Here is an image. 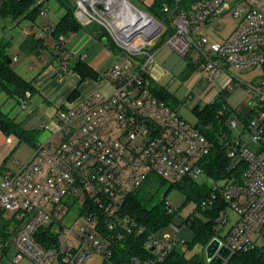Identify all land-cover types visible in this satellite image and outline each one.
<instances>
[{"label": "built area", "instance_id": "2783aa9c", "mask_svg": "<svg viewBox=\"0 0 264 264\" xmlns=\"http://www.w3.org/2000/svg\"><path fill=\"white\" fill-rule=\"evenodd\" d=\"M73 2L78 22L98 24L123 61L104 76L112 86L111 94L67 103L58 110L55 134L36 144L29 162L0 169V215L7 223L0 241V264H89L95 255L112 264V247L126 234L145 231L123 214L129 193L152 176L172 183L198 182L201 177L209 181L203 167L210 153L208 139L180 115L179 107L161 100L154 89L158 84L153 77L155 58L163 46L185 58L193 71L203 73L222 91L231 92L241 81L232 69L258 72L252 83L241 81L248 93V111L243 116L247 137H234L228 149L234 167L245 164L241 182L210 180L214 193L202 206L211 207L218 193L227 202L214 219L213 239L232 255L264 243V0H198L187 8L182 0H172L176 9L169 35L167 24L129 0ZM131 8L146 14L152 24L137 20ZM163 12L174 13L168 3ZM41 15L46 16L47 10ZM227 16L237 20L236 27L227 37L214 40L210 32L219 31V22ZM52 33L49 25L38 37ZM26 34L32 35L28 30ZM72 37H61L57 43L64 53L65 71L72 57L87 59L86 54L73 56L67 51ZM229 120L230 129H237L236 117ZM167 207L170 213L176 212L169 203ZM230 209L239 219L224 231ZM8 210L13 213L11 221L4 216ZM42 229L46 232L39 235ZM184 243L178 237L153 234L146 243L153 258L132 257L122 264H159Z\"/></svg>", "mask_w": 264, "mask_h": 264}, {"label": "trees", "instance_id": "16d2710c", "mask_svg": "<svg viewBox=\"0 0 264 264\" xmlns=\"http://www.w3.org/2000/svg\"><path fill=\"white\" fill-rule=\"evenodd\" d=\"M0 20L10 18L13 22L19 20H28L32 24H36L38 17L44 9L47 0H1ZM61 7L65 9V14L59 22L53 26L51 37H37L35 34L29 35L21 46V51L28 55H39L44 49L48 48L46 43L48 38L52 39L55 51L58 49L57 43L61 37H71L80 31H86L98 40L105 41V46L117 52V47L108 34L98 25L90 24L82 26L75 16V4L73 0H57ZM198 0H182L183 7H189L190 4ZM165 3L171 5L173 14L169 15L163 12ZM176 6L172 0H152L150 6H146V12L159 21H163L169 27V35L172 32L171 22L175 15ZM166 36L156 47L163 45ZM12 48L11 41L4 38L0 39V93L6 94L10 99H14L17 103L30 99L38 93L33 81H28L22 77L7 61L13 59L10 55ZM56 52L54 53V55ZM61 57V55H58ZM72 69L80 77V83L87 79L102 81L104 77L92 68L85 60L74 58ZM62 62V60H61ZM192 72V66L188 64ZM69 70V67H68ZM154 89L157 96L165 101L168 105L178 108L179 100L175 95L168 91L164 86L155 84ZM231 92L221 91L217 95V99L203 107H196L194 114L197 119L196 128L208 139L210 143V153L203 161V167L206 178L210 181H225L238 185L245 171V164L239 163L235 167L232 160L228 156L229 143L233 139V132L229 127V119L234 110L229 106L227 100L230 98ZM80 96L79 87L75 88L69 95L68 100H75ZM244 122L246 120L244 119ZM0 132L8 138L14 136L19 143H26L33 147L36 146L42 134L41 130H26L22 123L17 122L9 114L5 113L0 107ZM4 167L1 166L0 169ZM166 188L161 200H157L160 191ZM181 190L186 196L187 202L196 205L195 212L187 217L184 224L188 225L193 231L194 238L189 244V250L195 245L201 244L206 246L215 237L214 219L222 210L227 208V202L221 194H217V199L213 205L203 208L213 196V188L207 183H199L194 180L185 179L177 183H168V181L159 177H151L141 188L128 194L125 198L123 214L135 221L138 225L145 228L144 233L140 235H125L123 240L112 247L113 257L110 259L112 264H122L131 260L132 257L150 259L154 257V253L146 248L149 236L160 235L163 230L173 223L177 212L170 213L167 207V197L174 190ZM6 221L3 215H0V241L4 237ZM39 235H44L46 231L43 229ZM40 241V240H39ZM43 247L48 245L40 242ZM185 244V243H184ZM188 249V248H187ZM104 264H110L105 262ZM159 264H207L205 259L195 254L188 258L186 253L179 251L178 246L172 252L160 261ZM225 264H264V247L254 248L245 253H234Z\"/></svg>", "mask_w": 264, "mask_h": 264}, {"label": "rangeland", "instance_id": "374dc122", "mask_svg": "<svg viewBox=\"0 0 264 264\" xmlns=\"http://www.w3.org/2000/svg\"><path fill=\"white\" fill-rule=\"evenodd\" d=\"M129 1L145 13H147L146 6H150L152 3V0ZM44 9L47 10V15H40L38 17L36 26H34L35 24H32L28 20H22L18 24L10 23V18H6L4 24L1 22L2 20H0V38H4L5 40L11 41L12 43V48L10 50V55L13 59L12 67L26 80L43 83L39 94L33 96L32 99L30 98L20 101V103H17V101L14 99H10L6 94L0 93V104L3 106L2 110L5 113H8L12 118L18 119V122L26 119L32 109L37 111L38 109L36 107H39L41 111L46 107H50L52 102L51 98H60L61 96L65 97L69 95L71 92L69 91V87L73 86L74 84H78L77 74L72 69L75 59L72 57L66 62V64L69 66V71L63 72L62 68L64 67L62 66L61 59L64 57V53L56 51V54L54 55L55 47L52 41H48V48L44 49L39 54V56L28 55L21 51V46L27 38L24 35V30L27 28L31 29V27L34 26L36 29H34L33 32L38 37L40 36L42 28L38 27L37 25L41 26L48 22H50L52 25H56L66 12L57 0H47ZM219 23L222 25L219 31L213 34L210 30V35L214 38V40L217 41H219L217 38L227 37L233 28L236 27L238 22L232 16H227ZM214 27H216V24H213L211 29L214 30ZM82 32L83 31H80L73 35L72 38H69V43L66 47L68 48L69 45L72 47L73 44L76 45L78 47L77 52H75V55L73 54V56L86 54L88 57L86 59L87 63L97 69L101 77L105 76L109 68H112L123 61V56L119 53L118 49V53H114L105 46V41L103 40L97 39L96 42L93 41L94 44L90 42L87 45V42L82 40ZM20 37L24 38L22 43L20 42ZM13 45H17V49H14ZM58 55H61V57H58ZM155 62L162 66L163 70L168 71L167 75L161 80V85L166 87L168 91L175 95L179 100L180 105L178 111L180 115L190 124H196L197 119L194 114V109L198 106L203 107L207 104L213 103L217 99V95H219L222 89L219 88V86L214 85L209 79H206L203 73L196 70L193 71V69L191 72L186 59L174 53L167 46H163L157 51ZM51 67H53L55 70L60 69V72L56 73V71H50L49 74L52 73L53 75H46L47 73L45 72ZM232 71L242 82L245 83H252L253 79L258 73L256 70L239 71L232 69ZM191 73L192 75L190 76ZM241 81L236 82L235 89L231 91L230 98L228 97L227 102L234 110L231 118L236 117L238 124V128L232 130L233 138L240 137L246 139L247 135L243 134V116L248 111L247 104L245 103V101L248 100V93ZM93 83L103 84L96 80L87 79L80 86L79 90L82 89L81 91L84 92V86H86L87 89L92 87L91 85H94ZM33 104L36 106L35 108H33ZM23 105L26 106L25 109L22 108ZM42 113L43 114L39 117H41L47 125L52 122L51 125L55 126V114L51 116V114H48L49 111L47 110L46 112ZM25 126L36 127V117L33 116L31 121L25 123ZM49 128L53 127L51 126ZM49 134V131L45 130L43 132L42 140L46 139ZM0 142L3 144L0 150V165L7 161L6 165L8 168L16 167L15 163L17 162L21 163V165L26 164L33 158L36 151L35 147L31 145L19 143V140L14 136L8 138L7 136L0 133ZM198 182H207L208 185H211V181H206L205 177H201ZM165 191L166 188H163L160 191L157 200L162 199ZM167 203L176 208L177 213L172 224H175L177 227H179V231L176 232L172 224H170L163 230V232H161L160 236L165 237L166 235H169L171 237H178L179 240H183L185 242V244H181L180 247H178L180 252H185L188 258L198 254L205 259L207 264H209L206 257L207 245L203 246L201 244H197L191 250H189V244L193 241L194 234L190 227L184 224V222L189 215L195 212L196 205L194 203L187 202L184 193L178 189H174L170 193V195L167 197ZM227 214L229 221L224 231H227V229H229V227L235 224L239 219V215L233 209L228 210ZM12 215V211L8 210L4 212V216L9 219V221H11ZM256 238L257 236H252L253 240H256ZM257 247L263 248L264 243H257ZM89 264H104V259L99 255H95L89 260Z\"/></svg>", "mask_w": 264, "mask_h": 264}, {"label": "crops", "instance_id": "0c3cea01", "mask_svg": "<svg viewBox=\"0 0 264 264\" xmlns=\"http://www.w3.org/2000/svg\"><path fill=\"white\" fill-rule=\"evenodd\" d=\"M1 4H2V1L0 0V7H1ZM4 21H6L5 19H3L1 22H3V24H4ZM22 20H19L18 22L16 21V22H13L12 20H11V22L10 23H12V24H18L19 22H21ZM37 24V23H36ZM36 24L34 25V26H36ZM55 26V25H52L50 22H48V23H46V24H43V25H41V26H39V25H37L38 27H40V28H43V27H46V26ZM34 26H32L31 27V29H29V28H27L26 30H24V35H25V37H28V35L26 34V31L28 30V31H31V34H35L34 32H33V30L34 29H36ZM1 27H3V26H1ZM4 28V27H3ZM83 34H82V40H85L86 42H87V45L91 42L92 44H94V42L93 41H97V38H95L93 35H91L90 33H88V32H86V31H83L82 32ZM1 39V38H0ZM20 39V42L22 43L23 41H24V38H22V37H20L19 38ZM26 40V39H25ZM48 41H52V39L51 38H48L47 39V41H46V43H48ZM69 43V42H68ZM14 46V49H17V45L15 46V45H13ZM77 46L76 45H72V47H70V45L68 46V48H67V51L70 53V54H74L75 55V52H77ZM56 52V51H55ZM74 52V53H73ZM36 56H39V55H36ZM88 58V57H87ZM17 61H18V59H17ZM86 61V60H85ZM87 62V61H86ZM89 64V63H88ZM90 65V64H89ZM92 68H94L92 65H90ZM95 69V68H94ZM111 68H109V70H110ZM97 72H98V70L97 69H95ZM109 70L106 72V74L109 72ZM50 71H56V73L57 72H60V69H54L53 67H51V68H49L45 73H47L46 75H53L52 73L51 74H49V72ZM62 71L63 72H67V71H65V70H63V68H62ZM69 71V70H68ZM166 72V73H165ZM167 73H168V71H166V70H163V67L162 66H160V65H158V63H156L155 64V68H154V70H153V77H154V79H155V81H157L158 82V85H161V80L167 75ZM105 74V75H106ZM192 74V73H191ZM191 74H190V76H191ZM77 77H78V84L76 85V84H74L73 86H71V87H69V91H71L70 93H69V95L72 93V91L75 89V88H77V87H79L80 88V86L84 83H80V81H81V79H80V77L77 75ZM104 77V76H103ZM88 80H90V79H88ZM100 83H103V84H95V83H93L94 85H91L92 87H90V88H87L86 89V86H84V92H82L81 90L82 89H80L79 90V93H80V96L78 97V98H76L75 100H71V101H69L68 100V97H69V95H67V96H65V97H63V96H61L60 98L59 97H55V98H51L52 99V102H51V106L50 107H46V108H44V110H40V108L39 107H36L34 104L32 105L33 106V108H37L38 110L37 111H34L35 109H32V111L29 113V115H28V117L26 118V119H24V120H22V121H19L20 123H22V125H23V127L26 129V130H34V129H38V130H41L42 131V134H41V136H40V138H39V141H45V140H48L52 135H54L55 134V132H56V130H57V113H58V110L60 109V108H62L63 106H65L67 103H71V104H75V103H77V102H79V101H81V100H83V99H85V98H87V97H89V96H91V95H97V94H111L112 93V86H111V84L109 83V82H107L106 80H102V81H99ZM33 84H34V86H35V88L38 90V93L37 94H39L40 93V88L43 86V83L42 82H40V83H37V81L36 82H34L33 81ZM76 86V87H75ZM161 86H163V85H161ZM75 87V88H74ZM220 88H223V87H221V86H219ZM92 88V89H91ZM67 92V91H66ZM36 94V95H37ZM35 96V95H34ZM33 97V96H32ZM32 97H31V99H32ZM50 98V97H49ZM49 100V99H48ZM50 105V104H49ZM0 107H2L3 108V106H2V104H0ZM46 110L47 111H49V113L48 114H51V116H53L54 114H55V116H56V123H55V126L54 125H51L52 124V122L51 123H49L48 125L45 123V121L41 118V117H39L40 115H42L43 113L42 112H46ZM8 114V113H7ZM33 116H35L36 117V122H37V126L36 127H34V126H32V127H26L25 126V123H28L29 121H31V119H32V117ZM52 119V118H51ZM16 121L18 122V119H16ZM32 121H34V120H32ZM46 124V125H45ZM32 125H33V122H32ZM53 127V128H49V127ZM45 130H48L49 131V136L46 138V139H44V140H42V137H43V132L45 131ZM1 133V132H0ZM2 134V133H1ZM3 135V134H2ZM38 141V142H39ZM37 142V143H38ZM3 145V144H2ZM2 145H1V148H2ZM1 148H0V150H1ZM7 162V161H6ZM6 162H4L3 164H1L0 165V167L2 166V167H5V166H7L6 165Z\"/></svg>", "mask_w": 264, "mask_h": 264}, {"label": "water", "instance_id": "95a60500", "mask_svg": "<svg viewBox=\"0 0 264 264\" xmlns=\"http://www.w3.org/2000/svg\"><path fill=\"white\" fill-rule=\"evenodd\" d=\"M9 65L12 64V60L7 61ZM153 251V249H152ZM232 256L229 249L221 247L219 240L213 239L206 246V257L209 264H225V262Z\"/></svg>", "mask_w": 264, "mask_h": 264}, {"label": "bare ground", "instance_id": "6f19581e", "mask_svg": "<svg viewBox=\"0 0 264 264\" xmlns=\"http://www.w3.org/2000/svg\"><path fill=\"white\" fill-rule=\"evenodd\" d=\"M132 13L135 15V18L139 21H142L146 25H151L152 21L149 19V17L144 13H139L138 11L131 8Z\"/></svg>", "mask_w": 264, "mask_h": 264}]
</instances>
